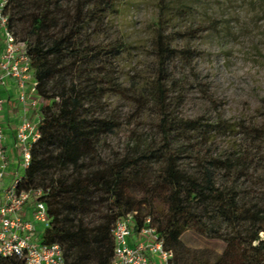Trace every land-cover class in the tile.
I'll list each match as a JSON object with an SVG mask.
<instances>
[{
  "label": "trees",
  "instance_id": "1",
  "mask_svg": "<svg viewBox=\"0 0 264 264\" xmlns=\"http://www.w3.org/2000/svg\"><path fill=\"white\" fill-rule=\"evenodd\" d=\"M123 1L99 0L104 12H118L116 6ZM30 2L34 9L26 12ZM160 2L153 22L156 70L148 89L136 98L145 102L144 107L152 108L158 120L159 143L146 146L138 156L106 161L94 156L95 150L101 135L112 132L115 124L96 118L92 109L104 91L96 87L97 70L106 68L108 54H114L115 48L89 57L92 54L76 44L86 12L97 4H81L77 13L82 17L81 25L74 24L47 41L45 35L53 19L51 0H9L6 14L17 41L15 24L29 18L33 41L25 42L26 50L37 83L36 95L42 100L39 139L30 148V163L19 189L43 191L40 200L47 206L50 225L42 231L41 242L58 244L65 264H111L115 250L112 229L117 220L134 212L135 232L139 233L145 219L150 218L157 240L172 252L173 264H264V239L260 236L264 232V209L244 201L236 179L225 185L216 181L218 171L224 170L229 176L230 172L246 171L242 166L245 158L217 157L202 163L196 156L202 164L197 175L180 164L181 151L201 153L199 142H194L190 133L211 138V127L228 126L224 120L211 125L204 116L176 117L169 62L181 55L190 62L192 54L173 45L174 35L168 33L171 26L164 18L166 0ZM100 54L106 55L101 58ZM101 75L110 77L106 72ZM152 165H156L154 170ZM147 175L153 176L152 180L144 182ZM190 229L222 241V252L211 260L189 257L181 237ZM0 264H25V260L2 258Z\"/></svg>",
  "mask_w": 264,
  "mask_h": 264
},
{
  "label": "rangeland",
  "instance_id": "2",
  "mask_svg": "<svg viewBox=\"0 0 264 264\" xmlns=\"http://www.w3.org/2000/svg\"><path fill=\"white\" fill-rule=\"evenodd\" d=\"M94 3L96 8L86 12L76 44L92 54L89 57L111 46L115 48L114 54H108L106 68L97 70L96 87L104 91L92 109L96 118L112 121L115 128L101 135L94 156L106 161L138 156L146 146L157 145L160 140L152 108L144 107L145 102L136 98L148 89L156 70L153 22L162 3L124 0L116 6L118 12H104L99 0H51L53 19L46 40L74 24L81 25L79 7ZM26 8L29 12L34 5L30 2ZM164 18L171 26L168 33L174 35L173 45L192 54L190 62L182 55L169 62L176 117L204 116L211 125L224 120L228 126L211 127V138L190 133V138L199 142L201 153L181 151L180 164L197 175L202 164L196 156L202 158V163L210 158L243 156L246 171L230 172L232 176L218 171L216 181L225 185L236 179L244 201L248 205L258 203L264 209V0H166ZM15 30L18 42L26 45L33 41L28 16L15 24ZM103 72L110 77L101 75ZM151 167L154 170L156 165ZM152 177L147 175L144 182ZM139 189L144 192L142 186ZM260 236L264 239V232ZM181 245L196 260H211L224 247L222 241L191 229L181 237Z\"/></svg>",
  "mask_w": 264,
  "mask_h": 264
},
{
  "label": "built area",
  "instance_id": "3",
  "mask_svg": "<svg viewBox=\"0 0 264 264\" xmlns=\"http://www.w3.org/2000/svg\"><path fill=\"white\" fill-rule=\"evenodd\" d=\"M8 3L9 0H0V259L19 257L24 258L25 264H65L63 250L58 244L41 242L42 231L50 225L47 206L40 200L43 191L19 189L21 176L30 163V148L39 139L41 102L35 97L37 83L33 79L26 45L18 42L9 29ZM10 79L18 84V99L23 108L16 132L21 156H18L19 169L14 175L4 149L6 136L2 123L6 104L2 90ZM30 107L36 110L34 119L29 116ZM29 210L30 217L27 216ZM135 214L120 218L112 229L115 250L111 264H152L153 256L160 264H173V254L164 249L162 240H157L150 218L145 219L139 233L135 232ZM137 235L140 241L130 244L129 240Z\"/></svg>",
  "mask_w": 264,
  "mask_h": 264
},
{
  "label": "crops",
  "instance_id": "4",
  "mask_svg": "<svg viewBox=\"0 0 264 264\" xmlns=\"http://www.w3.org/2000/svg\"><path fill=\"white\" fill-rule=\"evenodd\" d=\"M3 96L6 99L5 111L2 114V123L5 131V142L4 149L6 156L10 159L12 175L16 174L19 169L18 156H21L19 149L16 145V132L20 124L21 118L23 116V108L19 102V87L15 79H10L8 86L2 90ZM31 98H34L31 96ZM36 110L34 108H29V116L31 118H36ZM11 175V178H12ZM31 211L28 212V217H30ZM140 241L139 236H134L129 240L130 244H135ZM152 264H160L157 257H152Z\"/></svg>",
  "mask_w": 264,
  "mask_h": 264
}]
</instances>
